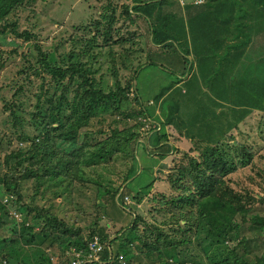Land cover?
<instances>
[{
    "label": "trees",
    "instance_id": "obj_1",
    "mask_svg": "<svg viewBox=\"0 0 264 264\" xmlns=\"http://www.w3.org/2000/svg\"><path fill=\"white\" fill-rule=\"evenodd\" d=\"M36 1L0 0V39H5L6 36L25 42L36 39L35 34L20 32L17 21L21 9L26 10ZM128 1H106L107 8L99 15L102 16L105 28L98 26L95 36L85 40L88 61L82 62L79 55L71 53L67 57V64H62V61L57 63L51 52H42L40 46L34 42L32 44L38 52L37 68H29V71L43 81L45 77L41 76L46 75L49 81L47 85H40L39 91L34 93L33 110L26 114L30 117L29 126L35 131L32 136L23 128L24 116L22 117L21 113L24 104L7 102L4 105L15 128L13 133L16 135V143L0 137V150L5 153L2 160L6 168L4 172L0 171V183L5 191V202L0 204V264H52L43 245L52 247L59 240V247L64 245V249L71 246L83 248L93 237L100 247L95 255L100 258L85 264H118L116 260L121 257L132 262L136 258L154 259V255L159 261L163 258L162 264H197L198 255L190 252L193 246L200 248L205 264H264L262 258L248 262L238 251L239 247L249 248L254 244L260 248L264 243V169L254 165L252 149L243 142V132L239 126L248 112L239 115L233 112L230 114L232 119L228 117L229 121H226L220 118L222 111H219L213 117V122H208L204 114L200 119L194 117L190 120V116H187L189 119L183 120L185 118H181L178 107H168L161 110V117L155 116L156 120L163 117V122L159 120L154 128L149 129L148 141L152 149L140 140V133L135 130V126L121 130L113 126L107 133L100 131L99 133H104L103 138L96 142L93 141V133L98 131L89 130L91 120L98 114L107 115L97 118L98 120L112 118L113 123L121 124L117 117H130L129 114L122 115L121 109L127 101V96L132 93L131 88L135 99L137 96L132 81L134 73L142 65L134 68L133 76L125 87H121L116 80L114 88L105 91L100 83L91 78L96 72L91 68L92 63L94 64L100 55V49H97L96 53L93 50V45L98 41L97 37L102 38L104 45L109 44L111 47L123 45L133 39L131 34H128L131 36L129 39L119 36L112 38L117 17L122 16L130 24H135V19L142 20V23L148 26L152 44L165 48L177 47L182 56L197 59V67L204 69L207 63L217 61L220 63L219 69L222 70L228 54L233 56L234 68L225 73L227 77L232 74L234 77L239 61L245 58V48L248 45L261 46L258 42L252 44L257 29L261 31V25L259 22L258 25L254 21L250 22L248 16L252 18L253 14L261 12L259 7L264 8V0H248L251 10L247 0H195V3H192L195 9H192L193 5L186 8L188 25L189 29L199 31L191 33V46L187 48L186 54V47L179 45L178 35L173 31L175 29L172 15H162L160 11L162 3L170 0H131L132 7ZM213 8L216 9L217 17L209 10ZM253 9L258 13L252 12ZM228 13L234 15L233 19L224 18ZM196 44L199 46L197 49ZM110 46H106L107 55L113 62L115 55ZM127 62L129 63L128 59ZM253 67L259 70L257 62ZM202 72L204 77L208 75L207 71ZM113 75L116 76V73L113 72ZM25 77L28 79L27 75ZM224 79L219 72L213 78H207V91L215 92V102L231 103L227 88H220L221 84L219 85ZM261 83L264 85L262 81ZM20 92L22 93V87L18 88L17 94ZM139 114H143L147 122L155 121H152L151 115L145 110L141 109L137 116ZM172 117H176L175 123ZM233 119L237 124L232 123ZM189 123H192V128L183 126ZM166 126L170 127L169 133L165 132ZM195 127L201 129L202 135H197ZM232 127L237 128L234 129V134ZM176 134L178 138H174ZM187 134L192 139L187 151L168 143L170 137L178 143L181 136L186 135L187 138ZM174 151L180 155L172 159L177 162V166L166 177L168 194L160 192L150 197V201L157 206L151 211L163 220L156 219V222L148 223L146 218L135 214L129 227L119 230L135 237L132 241L121 239L123 234L109 240L107 236L98 235V230L95 229L90 230L85 238L80 230L59 221L60 219L48 210L21 203L20 188L23 182L35 180V184L39 185L42 181L61 182L68 179V185L73 180L83 183V166L92 165L93 168L98 166L103 169L104 165H109L108 163L117 159L129 160L127 168L123 171L125 175L121 185H114L111 181H108V185L101 183L104 180L101 174L91 182L97 186L100 194L104 193L111 199H114L118 191L132 186L129 192L135 191L137 196L133 199L137 198L141 202L142 193L150 189L152 183L147 182L142 186H133V183L139 179L140 174L149 172L155 163L167 159L166 157ZM138 155L144 162L140 174L137 171L140 167L136 160ZM153 156L158 161H155ZM25 163L27 165H24ZM164 167L162 165L160 168ZM120 197L122 198L118 195V199H121ZM8 203L14 208L13 215L9 213ZM17 212L19 219L14 216ZM27 216H31L30 221L37 226L40 225L39 221L43 223L39 231L36 232L33 228H30V232L25 231L28 227L25 226ZM140 224L144 228L141 229ZM235 225L247 228L244 234L248 239L241 241L237 229L232 231ZM3 232L10 234V237L2 236ZM251 232H255L256 237L249 238ZM35 237H41L42 240L36 242ZM116 243L118 247L114 251L111 247ZM89 254H92V251L89 250ZM111 257L115 258L112 262L108 261Z\"/></svg>",
    "mask_w": 264,
    "mask_h": 264
},
{
    "label": "rangeland",
    "instance_id": "obj_2",
    "mask_svg": "<svg viewBox=\"0 0 264 264\" xmlns=\"http://www.w3.org/2000/svg\"><path fill=\"white\" fill-rule=\"evenodd\" d=\"M106 1L108 0H37L36 3L26 10L21 9L17 17L19 31L35 34L36 39L28 42L15 40L12 36L0 39V137L11 139L13 143H16L12 119L9 116V111H5L4 109V105L7 102L24 104V110L21 113L22 117L24 116L22 122L23 128L29 136L35 134L34 128L29 126L30 117L26 114L33 110L32 105L35 102V98H33L34 93L39 91L40 85H47L46 83L49 81V78L43 75L41 76L45 77L43 81L29 71V68H37L36 59L38 58V52L34 48V45H32L33 42L41 47L42 52H51L57 63L62 61V64H67V57L71 53L79 55L82 62L88 61V55L85 53V40L95 36L98 26L101 29L105 28L102 16L99 15L107 8ZM117 1L123 3L126 0ZM128 3L132 7L131 0ZM192 3L194 4L195 0H170L169 2L162 3L160 7L162 15L166 13L172 15V24L175 29L173 31L178 35L177 42L179 41V45L186 47L185 54L187 48L191 46V33L199 31L189 29V16L186 8L193 5ZM248 3L249 1L247 0V5ZM117 6L120 7L118 3ZM248 7L251 10L250 5ZM192 9H195L194 5ZM209 10L212 11L214 16L216 15V9ZM259 11L261 12L258 13L253 9L252 12H257L258 14H253L254 16L251 14L252 18L249 16L248 18L250 22L254 21L257 25V22H259L261 25V31L257 29V34L252 41V44L258 42V45L261 46L248 45L245 48V58L240 61L238 60L239 66L236 69L237 72L235 71L234 73L236 75L234 77H232L233 74L227 77L225 73L232 71L234 68L233 62L235 61H233V56L228 54L226 63L222 65V70L219 69L220 63L217 61L207 63L204 69L197 67L195 63L197 59L182 56L181 51L177 47L165 48L152 44L148 26L142 23V20L137 21L135 19V24H130L122 16L117 17L112 30V38L115 39V37L119 36V38L129 39L132 36L133 39L126 41L123 45H113L111 47L109 44L104 45L102 38L97 37L98 41L93 45V50L96 53L97 49H100V55L96 62L92 63L91 68L95 69L96 72L91 78L100 83V86L105 91L113 89L116 80L120 83L121 87H125L128 84V80L133 76L134 68L142 65L134 73L132 81L137 96L135 99L133 89L131 88L132 93L127 96V101L121 109L122 115L124 113L129 114L130 117L126 119L121 116L117 117L121 124L113 123L112 118L105 121L98 120L97 118L107 116L101 114H98L96 118L91 120L89 130L93 132L98 131V133H93V141L96 142L102 139L104 133L99 132L103 131L107 133L113 126L118 130L124 127L135 126V130L140 133V140L146 147H151L152 149L148 141L150 136L149 129L150 127L154 128L160 120H156L155 116L159 118L160 115L161 117V110H165L168 107L170 109L178 107L181 118H185L183 120H188L187 116H190V120H193L194 117L200 119L202 114H204V118L208 122H213V117L219 111H222L220 118L226 121H229L228 117L230 120L232 119L230 114L233 112L235 115L248 112L243 121L239 123L243 132L242 139L252 149L255 161V164H253L258 168L264 169V85L261 83V81L264 83V8L259 7ZM117 12V16H119L120 10L118 9ZM233 17L234 15H230L229 13L224 15V18L233 19ZM128 34H131V36H128ZM106 46H110L115 55L113 62L110 56L107 55ZM195 48L197 49L199 46L196 44ZM225 50L226 48H224ZM127 59L130 64L127 62ZM256 62L259 65V70L253 67L256 65ZM202 70L208 72L206 77L203 76ZM113 72L116 73V76L113 75ZM217 72L221 73L225 78L219 85L221 84L220 88H227L231 103H225L219 98L221 103L215 102V98L213 97V95L215 96V92L211 90L207 91V78H213ZM25 75H27L28 79H26ZM20 87H22V93L17 94ZM162 93L163 95L161 96ZM159 101H163L164 103L161 104ZM141 109L148 112L152 117V121L153 119L155 121L147 122L143 114L137 116V113ZM161 120L163 122V117ZM172 121L175 123L176 117H172ZM233 122L237 124V121L234 120ZM191 124L183 126L190 129L193 126ZM236 126L238 128V125ZM232 128L234 134V129L237 128ZM169 130L170 127L166 126L165 132L169 133ZM195 130L198 136L202 135L200 128L195 127ZM187 135V138H185L186 135H183L184 137L181 136L178 143L170 137L168 143L175 145L180 150L186 149L187 151L192 141L191 136ZM174 138H178V135ZM236 138L238 139L237 136ZM194 154L192 153V155ZM4 155V151L0 150L1 172L6 170L2 160ZM179 155L180 153L174 151L166 157L167 159L157 163L154 162L155 165L149 172H146L147 170L144 168V172H146L144 175L140 174V171L144 167L143 159H141L140 155L136 157L137 163L140 165L137 169L140 176L133 183V186L134 184L142 186L147 182L152 183V187L145 193H142L143 199L141 202L137 198L133 199V197L137 196L135 195V191L129 192V188L132 186L129 188L125 187L122 189L123 191H118L114 199H111L110 196L104 193H102L103 195L100 194L97 186L91 182V180L98 178L97 175L101 174L104 178L101 183L108 185V181H111L114 185H121L125 175L123 171L127 168L126 165L128 166L129 160L117 159L108 163L109 165H104L103 169L98 166L93 168L92 165L83 166L81 174L83 183L73 180L68 185V179H63L61 182L58 180L42 181L39 185L38 183L35 184V180L23 182L20 188L22 194L21 203L30 207L36 206L38 209L48 210L52 215L60 219L59 221L66 223L75 230H80L82 236L85 238L90 230L95 229L98 230V235L107 236L109 240H113L123 234L121 239L126 238L132 241L135 237L130 236L128 232L126 234L121 231L119 232V230L125 227L128 228L135 214L146 218L148 223L156 222V219L163 220L151 211L153 208H157V206H155L154 202L150 201V197L160 192L168 194L169 188L166 177L176 168L177 165L175 164L177 162L172 161V159L177 158ZM155 161H158L157 158H155ZM24 165H27V163ZM162 165L165 167L160 168ZM4 193V186L0 183L1 205L5 202ZM118 195H121L123 200L121 197V199H118ZM7 206L9 213L13 215L12 211L14 208L9 203ZM18 214V212L17 214L14 213L17 219L20 218ZM31 216H27L28 221L25 226L28 227H25L27 230H24L30 232V228H33L37 232L43 223L39 221L40 225L37 226L30 221ZM140 228H144L142 224H140ZM236 229L242 242L248 239L244 234L247 229H245V226L235 225L232 231ZM2 236L10 237V234L3 232ZM248 237H256L255 232H251ZM41 240V237H35L36 242H40ZM95 240L96 238L93 237L83 248L71 246L64 249V245L59 247V240L52 247H47L46 245L42 247L45 249V254L49 256L52 264H72L71 261H78L79 263L76 262V264H85L88 262L89 256L94 255V253L89 254V248L91 249L90 245ZM117 247L118 243L112 245L111 248L116 251ZM132 249L136 251L134 248ZM238 251L241 257L248 262H255L259 258L264 260V243L260 248L255 247L254 244V246L251 245L249 248L239 247ZM190 252H195L198 255L197 264H205L200 248L193 246ZM99 258V256L93 257L95 260H99ZM108 259V261L112 262L115 258L111 257ZM150 259L152 257L149 259L136 258L131 262L121 257L116 262L118 264H120L119 262L121 264H129L130 262V264H162L161 262H163V258H160L161 261H159L155 255L151 262L149 261Z\"/></svg>",
    "mask_w": 264,
    "mask_h": 264
},
{
    "label": "built area",
    "instance_id": "obj_3",
    "mask_svg": "<svg viewBox=\"0 0 264 264\" xmlns=\"http://www.w3.org/2000/svg\"><path fill=\"white\" fill-rule=\"evenodd\" d=\"M90 246H91V249L89 248V250L92 251V253H94V255L89 256L88 262L95 261V259H93V257L94 256L96 257L95 253L100 250V247L98 246L96 241H94ZM56 259H57V256H56ZM71 262H72V264H76V262L79 263L78 261H76V262L71 261Z\"/></svg>",
    "mask_w": 264,
    "mask_h": 264
}]
</instances>
